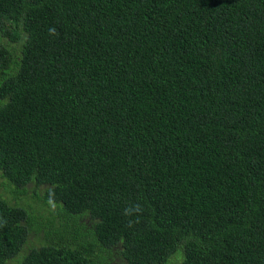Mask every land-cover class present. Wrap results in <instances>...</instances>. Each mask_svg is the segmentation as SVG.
<instances>
[{"label": "trees", "instance_id": "trees-1", "mask_svg": "<svg viewBox=\"0 0 264 264\" xmlns=\"http://www.w3.org/2000/svg\"><path fill=\"white\" fill-rule=\"evenodd\" d=\"M0 173V264H264V0H0Z\"/></svg>", "mask_w": 264, "mask_h": 264}, {"label": "rangeland", "instance_id": "rangeland-1", "mask_svg": "<svg viewBox=\"0 0 264 264\" xmlns=\"http://www.w3.org/2000/svg\"><path fill=\"white\" fill-rule=\"evenodd\" d=\"M3 181H4V179H3V177L1 176V173H0V191H4ZM11 193H12L11 195L14 194V188L11 190ZM0 194H2V193H0ZM2 196L8 198L5 194H2ZM4 197H3V198H4ZM11 197H12V196H11ZM4 199H5V198H4Z\"/></svg>", "mask_w": 264, "mask_h": 264}]
</instances>
